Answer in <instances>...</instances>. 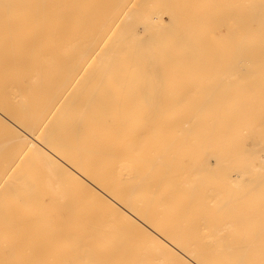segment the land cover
I'll return each instance as SVG.
<instances>
[{"label":"bare ground","instance_id":"6f19581e","mask_svg":"<svg viewBox=\"0 0 264 264\" xmlns=\"http://www.w3.org/2000/svg\"><path fill=\"white\" fill-rule=\"evenodd\" d=\"M0 264H264V0H0Z\"/></svg>","mask_w":264,"mask_h":264}]
</instances>
